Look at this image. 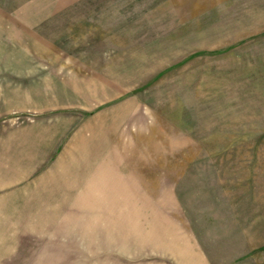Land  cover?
I'll return each mask as SVG.
<instances>
[{"label": "rangeland", "instance_id": "374dc122", "mask_svg": "<svg viewBox=\"0 0 264 264\" xmlns=\"http://www.w3.org/2000/svg\"><path fill=\"white\" fill-rule=\"evenodd\" d=\"M0 264H264V0H0Z\"/></svg>", "mask_w": 264, "mask_h": 264}, {"label": "crops", "instance_id": "0c3cea01", "mask_svg": "<svg viewBox=\"0 0 264 264\" xmlns=\"http://www.w3.org/2000/svg\"><path fill=\"white\" fill-rule=\"evenodd\" d=\"M94 176V175H93Z\"/></svg>", "mask_w": 264, "mask_h": 264}]
</instances>
